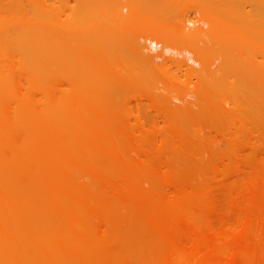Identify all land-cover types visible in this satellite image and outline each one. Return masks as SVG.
Instances as JSON below:
<instances>
[{"label":"bare ground","instance_id":"1","mask_svg":"<svg viewBox=\"0 0 264 264\" xmlns=\"http://www.w3.org/2000/svg\"><path fill=\"white\" fill-rule=\"evenodd\" d=\"M0 264H264V0H0Z\"/></svg>","mask_w":264,"mask_h":264}]
</instances>
